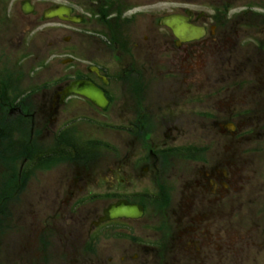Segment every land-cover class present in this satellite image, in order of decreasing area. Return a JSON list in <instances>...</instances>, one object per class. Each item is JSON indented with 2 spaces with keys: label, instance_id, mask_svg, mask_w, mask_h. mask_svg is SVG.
<instances>
[{
  "label": "rangeland",
  "instance_id": "obj_1",
  "mask_svg": "<svg viewBox=\"0 0 264 264\" xmlns=\"http://www.w3.org/2000/svg\"><path fill=\"white\" fill-rule=\"evenodd\" d=\"M23 1L0 0V79L14 81L16 86L11 88L25 95L27 109L49 113L54 98L43 94L36 99L31 96L38 86L45 88L55 79L65 83L74 74L75 67L64 62L73 51L54 49L51 42L56 33L50 23L33 28L35 18L22 13ZM153 1L155 18L188 9L213 18L222 15L225 20L222 28L213 29V34L198 44L208 57L203 56L202 75L196 77L202 80L207 77L208 84L213 81L211 90L215 92L210 102L213 118H197L203 151L200 156L212 165L222 164L219 170L232 161V174L229 169L230 180L226 182L228 193L216 204L211 199L212 192L197 194L194 186L189 187L190 180L204 172V167L181 158L172 159L171 166L167 156L159 161L141 160L161 151L158 148L166 145V134L154 116L150 127L145 129L150 135L153 132L151 143L147 142L148 146L153 145L150 153L147 144L143 140L141 143V136L130 133L135 119L129 115L133 105L130 92L123 93L119 101L116 99L109 111H97L82 102L76 108L81 112L69 117V121H75L76 129L68 138L75 141L78 146L75 151L85 165L51 161L53 146L49 143L55 132L52 126L40 135L30 133V125L20 128L26 157L35 152L34 160L23 166L21 178L19 154L23 151L15 143L18 134L9 137L10 151L0 149V264H149L153 257L156 261L152 264H162L165 260L156 254L165 246L169 233L180 242L195 237L201 240L203 247L195 255L198 258L187 264H264V131L257 132L264 117L250 118L249 124L254 127L248 123L244 127L243 118L231 119L223 106L226 101L228 104L233 101L236 108L246 93L239 85L226 91L230 83L227 79L231 78L228 76V62L232 65L233 58L230 55L240 58L244 49L253 52L264 49V33L257 32L261 25L246 22L248 10L249 18L254 19L253 14L263 15L264 0ZM158 21L153 26L151 44L155 52L164 46L163 33L167 31ZM81 50L75 58H83ZM154 58L158 60L157 56ZM132 60L122 56L121 66L126 67ZM250 66L251 77L261 80L251 81L249 90L253 93L263 86L264 62L259 59ZM20 80L23 83L17 85ZM204 88L202 96L208 93ZM8 95L13 100L10 87ZM82 113H87V117L80 116ZM41 115L40 125L45 123L46 116ZM1 123L4 128L12 124ZM230 124L236 127L234 133L225 129ZM194 138V134L187 133L175 145H186L195 141ZM98 140L104 144L98 145ZM6 155H9L7 161ZM159 170L162 176L155 175ZM157 190L162 191L160 197L149 201L146 195ZM114 192L129 195L128 202L141 206L143 215L101 222L106 212L121 202L117 201L118 196L109 195ZM209 212L213 213V219L205 216ZM100 223L109 224L99 228ZM187 227L196 230L182 235ZM174 246L179 247L178 242Z\"/></svg>",
  "mask_w": 264,
  "mask_h": 264
},
{
  "label": "flooded vegetation",
  "instance_id": "obj_2",
  "mask_svg": "<svg viewBox=\"0 0 264 264\" xmlns=\"http://www.w3.org/2000/svg\"><path fill=\"white\" fill-rule=\"evenodd\" d=\"M23 3L30 4L33 8L32 13L29 15L24 14L27 17L35 18L32 21L33 28L38 29V27L50 23L52 31L56 33L51 42L54 49H71L75 52H72L71 57L64 60V62L68 61L69 65L75 67V71L73 75L70 74L65 83H59V80L55 79L53 82L46 84L45 88H42V85L35 89L37 92L31 96V99H36L39 94L54 98L49 113L38 109H27L24 100L25 95H20V92H16L14 88L15 91L11 88L16 86L14 81L11 78H7L8 81L0 79V149L10 151L11 142L9 137L18 134L15 143L23 151L19 154L22 164L19 169V178L24 173L23 166L28 162H32L35 156V152L34 154L30 152L28 154L30 157H26L27 151H24V139L20 134V128H28L30 125L32 129L30 133L40 135L52 126L55 132L54 135L52 133V141L49 143L53 146L50 155L52 157L51 161L85 165V161L81 160L79 153L75 151L78 150L75 141L68 138V136L71 137L70 133L76 129L73 128L75 121H69V117L81 112L76 108L82 102L91 109L96 108L97 111L103 112L109 111L116 99L119 101L123 93L130 92L133 105L129 115L135 118L132 119L130 133L141 136V143L144 141L148 146L151 143L153 132L150 135L149 131H145V129H148L151 121L156 118L157 122L162 124V131L166 134V145L162 149L158 148L161 151L157 155L143 156L141 160L152 158L159 161L167 156L171 166L172 159L181 158L190 164L204 167L202 168L204 172L199 170L201 172L190 180L189 187L193 188L194 186L193 191L197 194L205 193L209 195L212 192L211 199H213V204H216L219 199L228 193L226 182H228V179L230 180L229 169L232 174V161L226 162L224 165L226 168L219 170L222 164L213 163L212 165L207 161L204 162L205 158L200 156L203 151L200 149L201 144L199 143L200 121L198 119L213 118L210 102L213 100L215 92L211 90L214 86L213 81L208 84L207 77L203 80L196 77L197 74L202 75V59L207 53L206 50L199 48L198 44L203 38L213 34V29L223 27L225 20L222 15L213 18V15L207 16L204 13H195L183 9L155 18L152 11L153 0H39L37 3L32 0H25L21 4L22 13L24 10ZM183 4L194 5L195 3L183 2ZM248 8H250V5H248ZM53 11L54 15L50 19H46L45 14ZM249 12L250 10L247 11V24L252 21L259 23L261 26L257 28V32L264 33V8L263 15L253 14L254 19L249 18ZM173 15H182L189 18V23L197 28L204 29L205 35L197 40L180 42L173 30L164 26L167 30L163 33L164 46L155 52L153 46H151L154 23L158 19V23L162 25L161 22L164 18ZM145 49H149V51ZM80 50L82 51L80 55L83 58H75ZM255 50L258 52L244 49L240 58L231 54L230 57H233L232 65H230L231 61L228 62V76L231 78L227 79L230 83L226 91L232 90L235 85H239L246 93L240 102L241 105H237L236 108L233 101H231V104L226 101V104H223L224 111L229 114L231 119L243 118L244 127H247L250 118L264 117V82L263 86L258 88L256 92L250 93L249 90L251 81L261 82V80L258 81V79L252 78L249 71V66L254 61L258 62L261 59L264 62V49ZM122 56H125V59L132 57L134 60L126 67H122ZM154 56H157L158 60L155 61ZM22 83V81L21 83L18 82L17 85ZM77 83L80 86L83 84L94 85L104 93L108 105L105 108H100L90 99L79 94L64 97L65 89ZM128 84L130 86H126ZM151 85H153V90L150 93ZM9 87L13 94V100L8 95ZM203 88H207L208 92L204 96L201 95ZM42 113L46 115L45 123L40 125L39 122L43 120ZM86 114L82 113L80 116L87 117L88 114ZM3 121L12 124L4 128L1 123ZM95 121L107 124L101 120ZM70 127L72 128L70 129ZM253 127L251 126V128ZM235 128L234 125L230 124L225 129L229 132L232 130L231 133H234ZM258 128L257 132L264 131V123ZM118 130H122V128L119 127ZM187 133L194 134L195 141L188 142L186 145H175ZM182 134L183 137L180 136ZM98 141V145L104 144L102 141ZM145 147L146 145H144ZM151 147L153 145H149L148 150L153 153ZM192 154L197 156H192ZM8 157L9 155H6L4 160L7 161ZM144 170L147 172L148 169L145 168ZM155 175L162 176L161 170ZM192 183L195 185H192ZM116 193L118 192L109 195L111 197L118 196L117 201H129L127 198L129 195L123 196ZM126 193L131 192L126 191ZM160 193L162 191L157 190V192L146 196L152 202L153 199L160 197ZM205 216H211V219H213V213L211 212L206 213ZM106 224L109 223L100 224L98 227H103ZM194 230L196 229L193 227H187L181 234L186 235L187 231L193 232ZM170 236L169 233L167 241L164 242L166 243L165 246L156 254L160 260H165V263L162 264H187V262H194L198 258L195 255H198L203 247L201 240L195 237L190 241L184 239L180 242L176 238L173 240ZM175 242H178L179 247L174 246L172 248ZM209 257L212 259V256ZM153 258L149 264L156 261L155 257Z\"/></svg>",
  "mask_w": 264,
  "mask_h": 264
},
{
  "label": "water",
  "instance_id": "obj_3",
  "mask_svg": "<svg viewBox=\"0 0 264 264\" xmlns=\"http://www.w3.org/2000/svg\"><path fill=\"white\" fill-rule=\"evenodd\" d=\"M27 12V11H25ZM162 25L171 28L175 36L180 42H187L197 40L205 35L204 29L197 28L189 23V18L181 15H173L162 20ZM80 94L96 105L104 108L107 105V101L104 97V93L98 88L91 84H83L80 86L79 83L74 84L71 88L65 91V95ZM143 215V208L136 204H129L128 202H120L117 206L111 207L106 212V217L101 220L105 222L117 218L135 219Z\"/></svg>",
  "mask_w": 264,
  "mask_h": 264
}]
</instances>
